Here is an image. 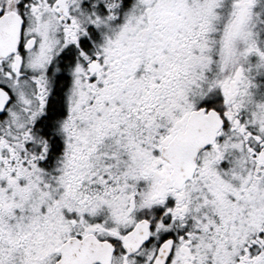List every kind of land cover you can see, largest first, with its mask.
Wrapping results in <instances>:
<instances>
[{"label":"snow or ice","instance_id":"6c2138e0","mask_svg":"<svg viewBox=\"0 0 264 264\" xmlns=\"http://www.w3.org/2000/svg\"><path fill=\"white\" fill-rule=\"evenodd\" d=\"M0 264H264V0H0Z\"/></svg>","mask_w":264,"mask_h":264}]
</instances>
